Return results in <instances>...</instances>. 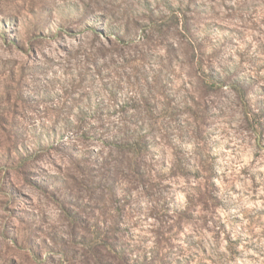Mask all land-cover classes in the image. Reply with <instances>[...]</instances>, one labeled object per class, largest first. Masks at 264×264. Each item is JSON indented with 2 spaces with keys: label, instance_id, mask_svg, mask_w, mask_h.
Instances as JSON below:
<instances>
[{
  "label": "rangeland",
  "instance_id": "rangeland-1",
  "mask_svg": "<svg viewBox=\"0 0 264 264\" xmlns=\"http://www.w3.org/2000/svg\"><path fill=\"white\" fill-rule=\"evenodd\" d=\"M0 264H264V0H0Z\"/></svg>",
  "mask_w": 264,
  "mask_h": 264
}]
</instances>
